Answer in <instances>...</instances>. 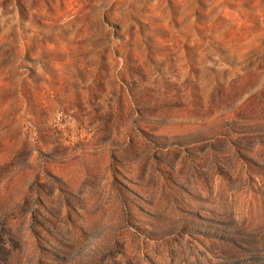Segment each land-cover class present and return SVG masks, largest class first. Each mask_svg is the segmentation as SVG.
<instances>
[{
  "label": "rangeland",
  "instance_id": "374dc122",
  "mask_svg": "<svg viewBox=\"0 0 264 264\" xmlns=\"http://www.w3.org/2000/svg\"><path fill=\"white\" fill-rule=\"evenodd\" d=\"M0 264H264V0H0Z\"/></svg>",
  "mask_w": 264,
  "mask_h": 264
}]
</instances>
